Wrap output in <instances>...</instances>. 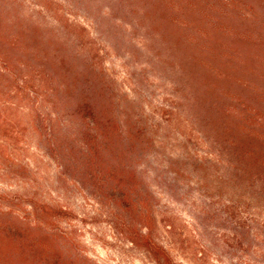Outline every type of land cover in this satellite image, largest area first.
<instances>
[{"label": "rangeland", "instance_id": "rangeland-1", "mask_svg": "<svg viewBox=\"0 0 264 264\" xmlns=\"http://www.w3.org/2000/svg\"><path fill=\"white\" fill-rule=\"evenodd\" d=\"M0 28L21 42L16 62L81 71L122 131L86 156L70 90L62 130L39 137L37 82L23 76L36 73L16 71L24 91L0 102L27 132L0 158V264H155L130 242L137 230L172 264H264V145L248 156L245 138L264 118L263 48L238 39L264 36V0H0ZM28 195L69 213L33 221Z\"/></svg>", "mask_w": 264, "mask_h": 264}, {"label": "trees", "instance_id": "trees-1", "mask_svg": "<svg viewBox=\"0 0 264 264\" xmlns=\"http://www.w3.org/2000/svg\"><path fill=\"white\" fill-rule=\"evenodd\" d=\"M8 35L11 37H8ZM32 38L34 39L33 41H39L40 39L35 36ZM238 39L239 41L246 43L249 49H255L260 51V53L263 48L262 56L260 54L259 59L264 63V36H255L253 33H249L246 37H239ZM20 43L21 42L18 38H14V36L5 33V30L0 28V87H3L2 90L0 89V93H2L3 90H6L7 94L13 93V95H16V93H22L24 90H20L19 88H17L16 92L11 90L12 83H16L18 79L16 71H19L20 75L23 74L21 70H25L27 73L29 70L35 72V75H23L25 79H31L32 81L37 82L34 99L36 102L38 101L39 108L34 111V121H30L29 126L32 132L39 137L43 136L46 139H50L51 136L55 135V129H58L59 131L62 130L59 124L62 115L58 112L60 111L58 105L62 99V94L65 92L70 93V90H73L77 95H80L79 99L78 96L76 98L78 100L73 105L71 116L77 121L76 131L83 138V142L81 143L82 149L86 156H89L90 151H94L96 154L104 152L109 145V138L106 136L108 129L111 128L114 133L119 132L122 134L119 122L105 107V105L109 106L108 100L104 102L105 105L102 109L98 107L97 102L89 96L86 90L79 88L77 84V79L81 76V71L77 72L74 68L67 70L65 65L68 61L66 59L45 57V60H43V58H41L45 65L49 66L52 70L51 74H44L43 69L41 68L37 71L36 68L29 63L20 64L19 62H16L13 58L12 51L18 49ZM28 51L29 50H26V53H28ZM6 83H9V85L6 87L3 86ZM44 85H47L48 87H45ZM27 86L28 83H24L22 88L25 89ZM257 97L262 103H264L263 97L260 95ZM17 114V108L11 103L7 101L0 102V158L5 154L6 150L8 151V149H11L12 152L16 151L18 148L19 135L22 132H27L26 127L20 128L19 122L15 119H11L13 116L16 117ZM246 124H250V126L245 129L249 130L245 134V138L248 140L246 143V152L249 156V154L253 155L254 149L259 148L260 145H264V118L257 117L256 122H246ZM258 128L262 129L263 132H254V130ZM235 145L236 144H233V146ZM9 163L10 166H14L18 168V170H23L24 172L28 170L27 164L17 162V160L11 162L9 160ZM28 197H31L28 198L31 201H21V205L24 206V215H27L30 219H33V221L38 220L40 215L50 220L61 218L69 213L65 209L54 204H48L39 200L34 201V197L29 195ZM6 203L7 205H2L5 209L11 210L10 203L12 202L8 200ZM25 203H28L29 206H25ZM17 215L20 214L18 213ZM130 242L144 248L155 264H172L167 252L153 241L149 233L143 234L141 230H137V232L134 231V237Z\"/></svg>", "mask_w": 264, "mask_h": 264}]
</instances>
